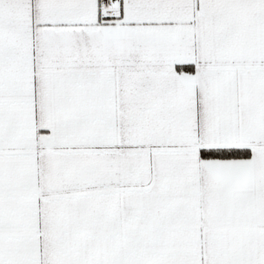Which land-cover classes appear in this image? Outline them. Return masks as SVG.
Instances as JSON below:
<instances>
[{
  "label": "snow or ice",
  "instance_id": "obj_1",
  "mask_svg": "<svg viewBox=\"0 0 264 264\" xmlns=\"http://www.w3.org/2000/svg\"><path fill=\"white\" fill-rule=\"evenodd\" d=\"M0 264H264V0H0Z\"/></svg>",
  "mask_w": 264,
  "mask_h": 264
}]
</instances>
